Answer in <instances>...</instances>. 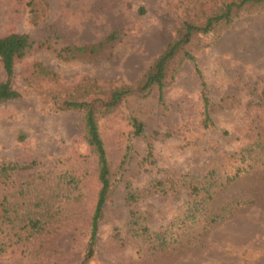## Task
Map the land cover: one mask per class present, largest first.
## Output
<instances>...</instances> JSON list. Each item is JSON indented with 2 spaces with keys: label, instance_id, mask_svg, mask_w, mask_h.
<instances>
[{
  "label": "rangeland",
  "instance_id": "obj_1",
  "mask_svg": "<svg viewBox=\"0 0 264 264\" xmlns=\"http://www.w3.org/2000/svg\"><path fill=\"white\" fill-rule=\"evenodd\" d=\"M28 1L0 0V36L23 32L34 42L16 65L22 96L0 105V162L37 163L0 186L10 209L0 232V264H79L99 190L82 116L44 103L23 78L40 61L66 84L83 75L132 83L172 40L180 10L177 0H47L46 19L32 25ZM112 33L117 38L98 54L58 56L63 47L99 43ZM198 63L203 81L186 63L163 103L156 96L133 101L147 139L128 140L120 115L101 121L120 179L91 264H264V13L238 19L201 51ZM4 75L0 62V82ZM202 82L214 124L208 129L201 125ZM147 142L154 149L149 162ZM171 178L216 191L203 200L192 198L187 185L153 190L156 181ZM129 192L148 219V237L130 230ZM196 203L201 211L191 219ZM31 219L41 220L38 228Z\"/></svg>",
  "mask_w": 264,
  "mask_h": 264
},
{
  "label": "trees",
  "instance_id": "obj_2",
  "mask_svg": "<svg viewBox=\"0 0 264 264\" xmlns=\"http://www.w3.org/2000/svg\"><path fill=\"white\" fill-rule=\"evenodd\" d=\"M27 5L28 21L32 25H39L46 19L47 0H29ZM176 8L180 10V16L172 40L150 63L147 70L132 83L104 84L91 75H83L78 81L66 84L62 82L57 72L40 61L34 62L23 78L24 86L39 96L44 103L51 104L58 111L79 112L82 116V135L95 162L94 175L99 190L89 221L88 239L79 264H91L96 258L100 228L108 205L115 202V187L120 179L109 156L101 130V121L120 115L129 127L128 140L147 139L145 122L133 109V101H145L156 96L158 102L163 103V92L179 79L186 63L193 66L196 76L203 81V72L198 63L201 51L210 47L224 32L232 28L238 19L246 15L264 13V0H177ZM209 37L212 38V43L206 42ZM116 38L117 33H112L99 43L66 46L58 52V56L69 60L78 54L95 55ZM33 44L31 36L23 32L0 36V62L5 73L4 79L0 82V105L22 96V92L14 84L16 65L25 59ZM206 91V84L202 82L201 125L208 129L214 124ZM223 134L228 136L229 132L224 131ZM130 150L131 146L126 145V155ZM153 157V145L147 142L144 158L149 162ZM36 164V161L0 162V186L8 184L16 175L32 170ZM210 176L216 177L213 172ZM239 177L238 171L232 177H227V180L233 182ZM182 182L173 178L167 181L158 180L153 185V190L160 193L175 192L187 185L186 182L182 185ZM187 186L190 196L194 199L202 197L203 200L205 198L211 200L212 194L216 191V187L213 189L214 186L205 183L197 185L191 182ZM137 199L134 192H129L124 198L126 206L130 208L129 227L136 236L148 237L151 229L147 217L136 205ZM199 206L196 203L190 210L191 219H195L201 211ZM9 214L8 200L0 198V232L4 231L2 225L8 220ZM39 222L41 223V220L31 219V228H38Z\"/></svg>",
  "mask_w": 264,
  "mask_h": 264
}]
</instances>
